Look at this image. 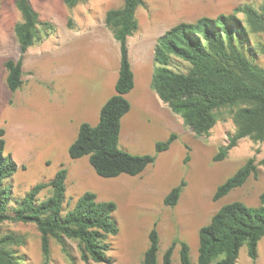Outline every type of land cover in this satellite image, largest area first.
Masks as SVG:
<instances>
[{
	"label": "rangeland",
	"instance_id": "374dc122",
	"mask_svg": "<svg viewBox=\"0 0 264 264\" xmlns=\"http://www.w3.org/2000/svg\"><path fill=\"white\" fill-rule=\"evenodd\" d=\"M31 1L41 19L55 27L28 49L23 60V83L12 91L6 81L5 61L19 58L15 26L21 21V14L16 0H0V130L5 131L4 153L11 155L18 165L17 171L5 179L13 193L11 205H18L34 185L49 182L58 170L66 168L65 212L86 191L117 205L112 216L119 231L109 238L112 264H140L154 227L160 235L157 264H163L171 245L172 264H181L182 241L190 246L193 264H199V230L221 206L235 200L260 204L264 191V141L243 138L226 158L215 160L219 147L235 130L234 109L218 111L210 135H199L184 123L181 114L157 97L151 83L148 88L161 100L159 105L149 93L147 83L135 80V87L126 94L132 106L121 120L119 147L133 154L155 155V161L138 175H98L88 156L72 158L69 147L80 125L96 124L103 104L115 93L120 45L106 25L105 15L107 10L121 7L124 0H90L73 8L63 0ZM245 3L260 9L263 0H144L137 17L142 23L155 21L164 30L201 16L231 14L235 7ZM249 38L256 61L264 66V52L258 47L264 41V32H251ZM157 66L154 62V70ZM172 133L177 137L169 149L158 152L156 143L168 140ZM188 155L190 159L185 162ZM251 157L255 158L257 172L242 186L215 200L218 186ZM182 181L186 186L178 203L165 205V196ZM51 192L49 186L39 198L45 199ZM6 234L16 238L11 248L21 264H45L40 232L33 223L4 221L0 223V236ZM67 245L73 259L57 240L51 239L47 264H107L83 260L73 240H68ZM237 264H264V236L258 243L257 258L252 259L244 245Z\"/></svg>",
	"mask_w": 264,
	"mask_h": 264
},
{
	"label": "trees",
	"instance_id": "16d2710c",
	"mask_svg": "<svg viewBox=\"0 0 264 264\" xmlns=\"http://www.w3.org/2000/svg\"><path fill=\"white\" fill-rule=\"evenodd\" d=\"M90 0H63L73 8ZM144 0H124L118 8L107 10L105 23L112 29L120 45V67L116 93L107 99L100 110L96 125L83 122L69 147L72 158L88 156L91 166L102 177L121 174L138 175L155 161L152 154H133L119 147L121 120L131 104L126 97L134 85V73L128 54V37L139 29L137 10ZM21 21L15 26L19 43L18 60L7 59V85L12 91L23 83V60L28 49L54 30V24L42 20L31 0H16ZM239 14L243 16H239ZM251 32H264V0L260 9L245 3L231 14L216 17L201 16L193 22L181 21L163 33L154 49L158 64L152 78V88L159 98L184 123L199 135L209 136L217 123V113L233 108L235 130L225 144L219 147L215 160L227 157L243 138L264 141V66L256 61V51L250 46ZM264 52V41L258 43ZM5 131L0 130V223L10 220L33 223L41 237V247L47 264L51 253V239L57 240L67 255V241L77 243L85 261L112 264L108 255L109 238L119 231L113 212L114 201L99 200L96 193L86 191L72 209L64 211L68 170L61 168L49 182L34 185L18 205L12 206V190L5 185L18 165L5 154ZM177 135L158 141V152L169 149ZM188 155L185 162H188ZM257 172L255 158L251 157L215 191L218 200L233 189L242 186ZM51 194L40 199L47 187ZM186 186L182 181L165 196L167 206H175ZM260 204L249 205L235 200L221 206L210 222L199 230L197 261L199 264H237L241 247L246 245L252 259L258 256V243L264 236V191ZM16 238L11 234L0 236V264H21L11 245ZM160 235L156 227L149 232V245L140 264H157ZM174 245L168 247L163 264H172ZM181 264H193L190 246L182 241Z\"/></svg>",
	"mask_w": 264,
	"mask_h": 264
},
{
	"label": "crops",
	"instance_id": "0c3cea01",
	"mask_svg": "<svg viewBox=\"0 0 264 264\" xmlns=\"http://www.w3.org/2000/svg\"><path fill=\"white\" fill-rule=\"evenodd\" d=\"M138 21H139V29L135 32V33H137V35L134 36V38L130 41V37H132L135 34L134 33L133 35L129 36L128 40H127L128 54H129V60L131 63V68H132L133 73H134V82H135V80L136 81L138 80V82L143 83V84L146 82L147 88H148L149 83L152 84V78H153V72H154V67H153L154 49H155V46L157 44V41L163 33H165L168 29H170L174 25L162 30V28H160L155 21H153L151 23H142V22H140L139 19H138ZM119 67H120V60H119ZM119 67H118V75H119ZM118 75H117V73H115L114 80L116 79V76L118 78ZM116 81H117V79H116ZM116 81H115V85H116ZM134 87H135V85H134ZM151 87H152V85H151ZM148 90H149V93L152 95L153 92L151 91V89L148 88ZM115 93H116V90H115ZM154 95L155 94H153V100L156 102V104H158V105L161 104L159 102L161 100H157V97H159V96L157 94H156L157 97ZM132 97L134 100H137L134 96H132ZM129 102H130V100H129ZM130 104H131V102H130ZM131 106H132V104H131ZM146 107H149V104ZM130 110H131V108H130ZM99 119H100V116H99ZM96 124H91V125H96ZM126 175H128V174H126Z\"/></svg>",
	"mask_w": 264,
	"mask_h": 264
}]
</instances>
